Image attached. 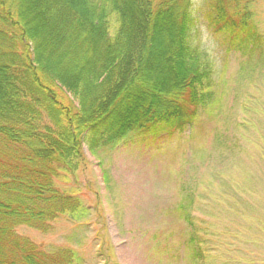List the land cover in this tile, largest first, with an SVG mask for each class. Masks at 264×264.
I'll list each match as a JSON object with an SVG mask.
<instances>
[{
    "label": "trees",
    "instance_id": "16d2710c",
    "mask_svg": "<svg viewBox=\"0 0 264 264\" xmlns=\"http://www.w3.org/2000/svg\"><path fill=\"white\" fill-rule=\"evenodd\" d=\"M255 1L208 0V32L225 55L246 58L241 75L264 66ZM194 29L191 0H0V264H78L76 251H46L16 228L47 232L60 218L88 219L77 191L65 188L83 147L96 156L216 112L214 61ZM262 166V179L245 167L201 184L205 195L185 190L175 212L194 264L205 261L202 236L214 234H200L196 214L216 228L220 210L262 206Z\"/></svg>",
    "mask_w": 264,
    "mask_h": 264
},
{
    "label": "rangeland",
    "instance_id": "374dc122",
    "mask_svg": "<svg viewBox=\"0 0 264 264\" xmlns=\"http://www.w3.org/2000/svg\"><path fill=\"white\" fill-rule=\"evenodd\" d=\"M191 3L195 41L214 61L216 112L183 132L156 140L135 134L96 156L83 147V166L65 188L77 191L90 211L88 219L72 223L60 218L47 232L21 226L17 235L46 251L70 248L77 252L78 264H194L188 230L175 212L185 190L205 195L201 184L216 176H236L245 167L262 179L264 66L241 75L246 58L225 55L208 32V0ZM251 8L264 36V0ZM259 189L264 191V178ZM220 213L216 228L208 213L196 214L200 234L205 229L214 233L202 236L207 251L198 264H264V204Z\"/></svg>",
    "mask_w": 264,
    "mask_h": 264
}]
</instances>
